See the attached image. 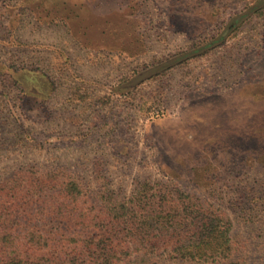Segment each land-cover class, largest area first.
I'll list each match as a JSON object with an SVG mask.
<instances>
[{
    "label": "rangeland",
    "instance_id": "374dc122",
    "mask_svg": "<svg viewBox=\"0 0 264 264\" xmlns=\"http://www.w3.org/2000/svg\"><path fill=\"white\" fill-rule=\"evenodd\" d=\"M263 154L264 0H0V181L36 164L91 193L177 184L231 212L223 264H261ZM210 160L238 174L210 188Z\"/></svg>",
    "mask_w": 264,
    "mask_h": 264
},
{
    "label": "trees",
    "instance_id": "16d2710c",
    "mask_svg": "<svg viewBox=\"0 0 264 264\" xmlns=\"http://www.w3.org/2000/svg\"><path fill=\"white\" fill-rule=\"evenodd\" d=\"M184 57L159 65L166 69ZM221 162L204 168L210 188L238 174L233 162ZM209 199L151 178L128 195L102 178L91 193L65 166L30 164L0 181V264H223L236 250L234 220ZM227 264H252V257Z\"/></svg>",
    "mask_w": 264,
    "mask_h": 264
}]
</instances>
